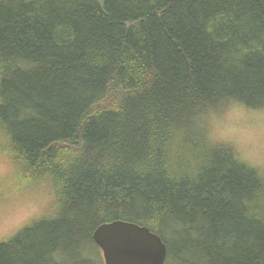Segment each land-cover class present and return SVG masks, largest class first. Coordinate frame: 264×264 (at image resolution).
<instances>
[{
    "label": "trees",
    "instance_id": "obj_1",
    "mask_svg": "<svg viewBox=\"0 0 264 264\" xmlns=\"http://www.w3.org/2000/svg\"><path fill=\"white\" fill-rule=\"evenodd\" d=\"M232 106L264 110V0H0V198H49L0 264H105L115 221L264 264V177L208 126Z\"/></svg>",
    "mask_w": 264,
    "mask_h": 264
},
{
    "label": "rangeland",
    "instance_id": "obj_2",
    "mask_svg": "<svg viewBox=\"0 0 264 264\" xmlns=\"http://www.w3.org/2000/svg\"><path fill=\"white\" fill-rule=\"evenodd\" d=\"M101 3L104 0H98ZM255 112L242 106H232L222 113H214L210 117L209 129L212 139L234 144L236 147L242 141H248L254 131L259 129L261 121L254 115ZM245 147L256 149V143L245 144ZM7 166L0 161V175L7 174ZM5 187L7 185L5 184ZM9 193L2 196H7ZM48 197L28 195L16 197L5 204V198H0V239L18 230L25 222L45 209Z\"/></svg>",
    "mask_w": 264,
    "mask_h": 264
},
{
    "label": "water",
    "instance_id": "obj_3",
    "mask_svg": "<svg viewBox=\"0 0 264 264\" xmlns=\"http://www.w3.org/2000/svg\"><path fill=\"white\" fill-rule=\"evenodd\" d=\"M93 239L105 264H165L167 246L149 228L115 221L99 226Z\"/></svg>",
    "mask_w": 264,
    "mask_h": 264
},
{
    "label": "clouds",
    "instance_id": "obj_4",
    "mask_svg": "<svg viewBox=\"0 0 264 264\" xmlns=\"http://www.w3.org/2000/svg\"><path fill=\"white\" fill-rule=\"evenodd\" d=\"M254 115L261 121V126L254 131L248 141L240 142L237 150L241 161L254 170L257 176L264 177V110L255 112ZM250 143H256L259 147L256 149L245 147V144Z\"/></svg>",
    "mask_w": 264,
    "mask_h": 264
}]
</instances>
